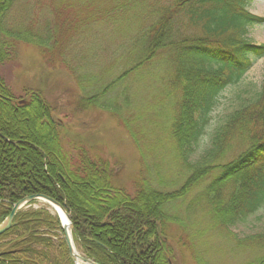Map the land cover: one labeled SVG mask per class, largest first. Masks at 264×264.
Instances as JSON below:
<instances>
[{"label":"trees","instance_id":"1","mask_svg":"<svg viewBox=\"0 0 264 264\" xmlns=\"http://www.w3.org/2000/svg\"><path fill=\"white\" fill-rule=\"evenodd\" d=\"M19 1L0 0V67L20 42L46 49L35 36L6 28ZM249 1L96 0L86 8L95 14L88 23L122 27L132 42L122 47L131 60L103 91L82 99L84 105L93 106L121 82L124 93H132L152 78L156 60L166 62L157 82L174 113L166 135L169 158L161 160L175 177L141 176L132 194L115 185L108 160L65 139L40 91L16 97L0 76V224L16 202L42 195L65 206L77 252L95 264H180L174 246L186 248L194 264H205L200 256L218 255L205 245L215 232L228 233L235 250L253 252L240 264H264V233L244 240L229 233L264 204V88L191 161L218 97L264 57V44L246 38L250 26L264 23L247 12ZM38 203L18 211L0 236V264H73L59 219L44 204L32 209ZM173 227L181 233L176 242Z\"/></svg>","mask_w":264,"mask_h":264},{"label":"rangeland","instance_id":"2","mask_svg":"<svg viewBox=\"0 0 264 264\" xmlns=\"http://www.w3.org/2000/svg\"><path fill=\"white\" fill-rule=\"evenodd\" d=\"M94 2L96 0L19 1L7 15L6 28L35 36L46 49L42 53L36 46L18 43L16 55L0 67V76L16 97H23L25 90L40 91L54 118L64 126L65 139L81 141L94 154L108 160L116 176L115 185L132 194L141 176L151 179L158 176L165 182L175 177L161 160L169 158L166 135L174 113L168 100H161V88L164 91L166 88L157 82L166 62L156 60L149 71L152 78L136 85L134 92L124 93L121 82L101 93L103 95L93 106L84 105L82 99L103 91L121 73L122 65L131 60V53L122 54V47H130L131 34H122V27L114 29L98 22L88 23V16L94 12L90 8L87 14L86 8L93 7ZM246 10L264 19V0L249 1ZM85 20L87 23H83ZM62 28L66 29L61 32ZM246 38L254 45H263L264 23L250 26ZM263 88L264 57L252 62L241 80L227 87L218 97L192 162L200 158L208 148L211 136L228 117L254 101ZM126 94L128 103L124 100ZM130 130L135 134L134 139ZM40 207L45 206L38 203L32 209ZM45 208L55 215L48 206ZM172 232L176 242L181 233L175 227ZM229 233L236 240L263 234L264 204ZM231 238L228 233L227 236L213 233L205 245L217 252L218 258L204 255L199 257L200 261L205 264L248 261L253 252L235 250ZM174 251L181 258L180 264H194L186 248L174 246Z\"/></svg>","mask_w":264,"mask_h":264},{"label":"water","instance_id":"3","mask_svg":"<svg viewBox=\"0 0 264 264\" xmlns=\"http://www.w3.org/2000/svg\"><path fill=\"white\" fill-rule=\"evenodd\" d=\"M34 201H38V202H42L46 205L49 206L50 209H53V211H55V208H58L59 210L63 211L67 222H62L61 218L58 216V214H56V212H54L59 221H60V227L63 233V238L65 241V244L67 246L68 249V255L69 258L71 259V261L73 262V264H95L93 263L91 260L84 258L83 256H81L73 243L72 240V231H73V227L71 224V219H70V214L65 210V206L64 205H60L58 204L56 201L46 197V196H42V195H33V196H28L25 197L21 200H19L18 202H16L12 209L10 214L8 215V217L0 224V236L2 234H4L5 232H7L9 229H11L13 227V219L14 216L16 215V213L18 211H20L22 208H24L26 205H28L31 202Z\"/></svg>","mask_w":264,"mask_h":264},{"label":"bare ground","instance_id":"4","mask_svg":"<svg viewBox=\"0 0 264 264\" xmlns=\"http://www.w3.org/2000/svg\"><path fill=\"white\" fill-rule=\"evenodd\" d=\"M53 211V209H51ZM53 212H56V214H58V216L61 218L62 222H67V219H66V216L64 214L63 211L59 210L58 208H55V211Z\"/></svg>","mask_w":264,"mask_h":264}]
</instances>
